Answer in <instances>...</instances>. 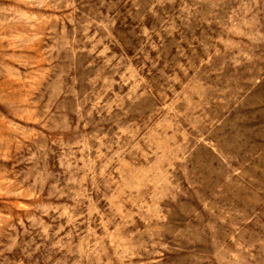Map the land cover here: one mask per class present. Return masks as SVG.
Returning <instances> with one entry per match:
<instances>
[{"label": "rangeland", "instance_id": "374dc122", "mask_svg": "<svg viewBox=\"0 0 264 264\" xmlns=\"http://www.w3.org/2000/svg\"><path fill=\"white\" fill-rule=\"evenodd\" d=\"M0 264H264V0H0Z\"/></svg>", "mask_w": 264, "mask_h": 264}]
</instances>
